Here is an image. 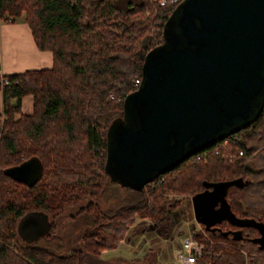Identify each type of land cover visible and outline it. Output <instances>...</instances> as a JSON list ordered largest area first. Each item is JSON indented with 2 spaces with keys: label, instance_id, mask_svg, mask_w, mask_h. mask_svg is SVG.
I'll use <instances>...</instances> for the list:
<instances>
[{
  "label": "trees",
  "instance_id": "16d2710c",
  "mask_svg": "<svg viewBox=\"0 0 264 264\" xmlns=\"http://www.w3.org/2000/svg\"><path fill=\"white\" fill-rule=\"evenodd\" d=\"M173 6L158 0H0V19L22 14L35 45L51 53L50 66L8 74L15 81L0 86V264H119L99 258V250L117 244L133 214L162 221L177 204L166 193L191 195L202 181L240 177V186L226 188L230 211L264 223V102L251 123L218 140L226 144L221 153H233L231 160L194 152L138 189L103 169L105 128L120 117L122 98L136 87L143 55L161 41ZM26 93L32 109L21 113ZM29 156L41 164L32 184L5 174V167ZM32 210L46 214L48 228L28 241L16 222ZM62 216L71 223L54 232ZM74 223L81 226L75 232ZM199 225L193 237L204 247L195 264H264L256 226L225 218Z\"/></svg>",
  "mask_w": 264,
  "mask_h": 264
},
{
  "label": "water",
  "instance_id": "95a60500",
  "mask_svg": "<svg viewBox=\"0 0 264 264\" xmlns=\"http://www.w3.org/2000/svg\"><path fill=\"white\" fill-rule=\"evenodd\" d=\"M263 102L264 0H179L162 24L161 41L144 53L139 81L124 95L120 117L105 128L103 169L141 188L251 123ZM4 172L30 185L41 164L29 156ZM241 182L240 177L202 181L203 188L189 198L192 216L204 227L223 218L256 226L263 240L264 223L235 216L225 200L227 186ZM47 228L39 210L16 222L18 235L28 241Z\"/></svg>",
  "mask_w": 264,
  "mask_h": 264
},
{
  "label": "rangeland",
  "instance_id": "374dc122",
  "mask_svg": "<svg viewBox=\"0 0 264 264\" xmlns=\"http://www.w3.org/2000/svg\"><path fill=\"white\" fill-rule=\"evenodd\" d=\"M232 155L226 151L220 157L231 160ZM166 196L177 200V204L170 209L164 220L154 222L150 217L134 213L133 221L127 226L123 237L114 247L100 249L99 258L119 264H177L174 253L181 239L190 232L193 235V232L200 229V225L192 216L189 194L169 192ZM69 223L70 219L62 216L53 231L62 232ZM74 225V232L81 228L78 223Z\"/></svg>",
  "mask_w": 264,
  "mask_h": 264
},
{
  "label": "crops",
  "instance_id": "0c3cea01",
  "mask_svg": "<svg viewBox=\"0 0 264 264\" xmlns=\"http://www.w3.org/2000/svg\"><path fill=\"white\" fill-rule=\"evenodd\" d=\"M50 65V51L39 49L35 45L30 28L22 14L13 19H0V70L2 74L8 75L25 69H36ZM1 107L2 94L0 90V112ZM31 109L32 96L26 93L20 98L19 111L29 113ZM17 115L18 113H15V116ZM30 216H35V214L32 213Z\"/></svg>",
  "mask_w": 264,
  "mask_h": 264
},
{
  "label": "built area",
  "instance_id": "2783aa9c",
  "mask_svg": "<svg viewBox=\"0 0 264 264\" xmlns=\"http://www.w3.org/2000/svg\"><path fill=\"white\" fill-rule=\"evenodd\" d=\"M179 0H158L159 4H175ZM15 78H8L6 74H2L0 70V85L7 84L9 82H14ZM119 99V98H118ZM123 99V98H122ZM225 141H217L212 145V148H203L197 151V155L200 157H205L209 151L213 152L214 154H221L220 149L221 147H225ZM240 153V151L238 152ZM230 158V155H228ZM202 243L196 240L192 232L185 235L181 241L179 247L175 250L174 259L177 264H193L195 262V257L198 255L202 249Z\"/></svg>",
  "mask_w": 264,
  "mask_h": 264
},
{
  "label": "flooded vegetation",
  "instance_id": "af4514ba",
  "mask_svg": "<svg viewBox=\"0 0 264 264\" xmlns=\"http://www.w3.org/2000/svg\"><path fill=\"white\" fill-rule=\"evenodd\" d=\"M25 226H26V225H25ZM23 233H24L25 235H28V234H29V232L27 231V227L24 228Z\"/></svg>",
  "mask_w": 264,
  "mask_h": 264
}]
</instances>
